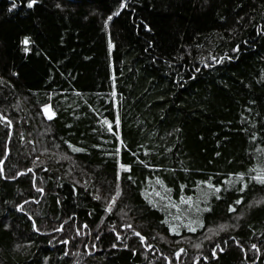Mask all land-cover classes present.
I'll use <instances>...</instances> for the list:
<instances>
[{"label": "trees", "instance_id": "16d2710c", "mask_svg": "<svg viewBox=\"0 0 264 264\" xmlns=\"http://www.w3.org/2000/svg\"><path fill=\"white\" fill-rule=\"evenodd\" d=\"M261 178L264 0H0V264H264Z\"/></svg>", "mask_w": 264, "mask_h": 264}, {"label": "snow or ice", "instance_id": "6c2138e0", "mask_svg": "<svg viewBox=\"0 0 264 264\" xmlns=\"http://www.w3.org/2000/svg\"><path fill=\"white\" fill-rule=\"evenodd\" d=\"M35 2V0H33V3ZM29 6H31V5H29ZM49 118H51V117H49ZM261 182H264V178H261ZM138 235V234H137Z\"/></svg>", "mask_w": 264, "mask_h": 264}, {"label": "rangeland", "instance_id": "374dc122", "mask_svg": "<svg viewBox=\"0 0 264 264\" xmlns=\"http://www.w3.org/2000/svg\"><path fill=\"white\" fill-rule=\"evenodd\" d=\"M45 112H46L47 115H50V112H49L48 109H46Z\"/></svg>", "mask_w": 264, "mask_h": 264}]
</instances>
